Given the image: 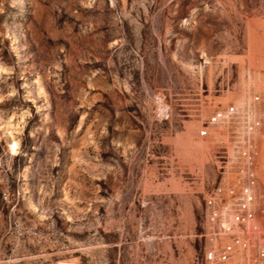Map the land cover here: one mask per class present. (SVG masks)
<instances>
[{
  "label": "rangeland",
  "instance_id": "1",
  "mask_svg": "<svg viewBox=\"0 0 264 264\" xmlns=\"http://www.w3.org/2000/svg\"><path fill=\"white\" fill-rule=\"evenodd\" d=\"M263 111L264 0H0V264H204Z\"/></svg>",
  "mask_w": 264,
  "mask_h": 264
},
{
  "label": "built area",
  "instance_id": "2",
  "mask_svg": "<svg viewBox=\"0 0 264 264\" xmlns=\"http://www.w3.org/2000/svg\"><path fill=\"white\" fill-rule=\"evenodd\" d=\"M237 115L235 106L216 112L212 122ZM264 127V111L254 113L247 121L244 133V163L239 168L240 177L231 186L210 195L206 213L204 264H264V220L254 221L255 196L252 151L254 132ZM56 264H77L61 260Z\"/></svg>",
  "mask_w": 264,
  "mask_h": 264
}]
</instances>
